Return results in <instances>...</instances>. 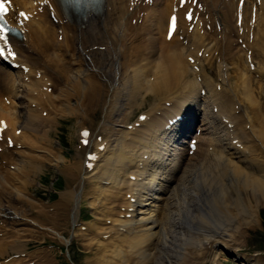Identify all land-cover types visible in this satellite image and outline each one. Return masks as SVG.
I'll return each mask as SVG.
<instances>
[{
  "label": "bare ground",
  "instance_id": "obj_1",
  "mask_svg": "<svg viewBox=\"0 0 264 264\" xmlns=\"http://www.w3.org/2000/svg\"><path fill=\"white\" fill-rule=\"evenodd\" d=\"M9 1L5 18L23 36L22 39L8 38L7 53L9 49L14 53L9 58L14 67L0 61V121L6 125L0 132V222L13 234L5 244L6 250H14L17 258L22 257L25 254L20 248L21 243L29 242L30 233L43 238L41 231L63 244L70 242L53 228L39 225L25 214L17 213L16 208L5 200L7 195L13 196V200L26 198L19 186L22 189L27 186L22 171H30L32 159L40 158L41 162L55 166L62 163V158H52L44 148L40 147L37 154L32 155L24 146L40 122L39 104L33 96L41 86L38 74L42 66L35 49L43 46V20L52 25L49 16L56 19L55 30L63 37V43L73 48L77 46L78 53L87 54L81 45L91 37L102 38L108 44L111 26L117 30L119 43H140L145 50V57L136 55L135 67L126 68L120 81L116 52L111 54L113 77L110 79L103 70L93 67L88 71L71 69L79 81L82 98L94 99L101 92L102 85L87 79L90 74L98 73L108 85L107 94L115 102V106L104 103L109 107V115L99 128L104 136L93 143L91 157L95 158L90 162L93 164L87 169L83 167L89 176H85L84 170L77 189L71 191L67 187L62 193L66 198L72 197L70 219L73 225L77 219L80 190H83L86 179L94 183L96 190L88 203L90 209L94 207L102 212L119 210L113 219L101 218L108 226L99 229V236L109 243L98 248L96 258L99 264H184L187 257H197L203 246L220 244L231 247L230 242L237 233L259 224V210L264 207V133L261 140L255 135L250 142L239 138L232 119L224 114L220 101L213 95L209 78L201 77V69H194L197 61L201 66V60L194 59L195 66L186 61V56L202 48L207 54L218 52L221 61H225L226 52L218 50L217 46L226 40L233 46L230 47L233 52L242 53L243 48L239 47L246 44L257 48V54L261 53L264 47V0L259 3L244 0L242 7L238 6L240 0H186L183 6L179 4L180 0H98L95 4L80 0L85 10L81 18L67 17L59 0ZM254 7L257 13L252 24ZM191 10L193 20L187 22L185 15ZM20 12H25L28 19L20 17ZM239 12L242 19L238 28ZM173 15L177 17V25L170 39L167 36L168 22ZM229 19L234 20L230 31ZM133 20L135 24L131 25ZM208 25L211 30L206 29ZM214 25H219L221 30L215 33ZM123 33L129 35L123 38ZM231 34L237 36L236 40L230 37ZM218 36L222 37L220 43ZM250 36L253 37L251 41ZM158 40L165 48L162 53L157 49ZM86 63L92 66L90 60ZM198 77L202 79L200 82ZM133 87L137 91L143 87L145 95H153L164 102L161 103L163 107H152L151 112L137 121L135 128L130 127L133 131L128 132L127 122L135 108H139L129 100ZM202 89H206L204 97L200 94ZM174 91H178L176 95ZM18 92L23 93L17 96ZM1 96L24 100L28 105L19 110L21 107L13 102L14 107L10 109L2 103ZM20 118L24 120L19 123ZM22 123L23 126H18ZM196 123H200L197 129L200 135L196 139V150L190 153L186 139ZM18 129H21L20 135H16ZM84 131L87 129L79 132L81 140L85 139L81 135ZM88 133L86 139L90 143L93 135ZM204 133L218 134V137H202ZM5 139L13 141L12 149L8 148L7 141H3ZM203 140H206L208 149L202 147L200 150ZM178 145L181 148H176ZM211 147L217 148L220 163L217 171L223 181L221 178L220 181L213 177H209V181L203 178L193 184V190H189L192 181H188V177L194 170H185L179 179V191L166 197L169 184L175 181V173L181 170L187 156L198 153L210 156ZM2 162L5 167L1 166ZM200 166L201 173L206 174L204 166ZM193 175L192 178L196 172ZM105 192L109 193V198L104 197ZM187 196L190 202L185 201ZM207 220H212L213 225L208 223L203 227L202 222ZM218 220H221L220 226L215 224ZM243 264L251 263L245 260Z\"/></svg>",
  "mask_w": 264,
  "mask_h": 264
},
{
  "label": "rangeland",
  "instance_id": "obj_2",
  "mask_svg": "<svg viewBox=\"0 0 264 264\" xmlns=\"http://www.w3.org/2000/svg\"><path fill=\"white\" fill-rule=\"evenodd\" d=\"M256 2L259 3V0H256ZM254 8L253 11H255ZM256 13L252 15V24L256 19ZM48 19L52 25H49L48 20H43V46L35 49L42 66V68H39L40 72L38 74L41 78V86L33 96L39 104L40 122L37 123L38 126L35 128L33 136L29 140H25L24 146L29 148L28 151L32 155H36V151L40 150V147L44 148L52 158H62V163H56L55 166L41 162L40 158L35 161L32 159L30 171H27L28 169L22 171L27 186L24 189L21 188V185L19 186L26 198L13 200V196L5 195V200L16 208L17 213L25 214L30 220L36 221L39 225L41 223L46 227L53 228L64 238L69 239L70 243L69 245L63 244L44 231H41L43 238L30 233L29 242L21 243L22 246L20 247L24 250L23 254L25 255L17 258L18 255L14 254V250L9 252L5 248V244L13 238V234L8 229L5 230V224L1 221L0 264H30L35 262V264H99L96 258L99 254V247L109 243V240L99 236V229L108 226L104 225L101 218L113 219L117 217L119 210L115 208L112 211L104 210L102 212L94 207L90 209L88 203L96 190L93 186L94 183L86 179L83 190H80L81 198L76 213L77 219L73 225L70 219L73 206L72 197L66 198L62 193L67 187L71 191L77 189L80 175L82 176V173L91 162L89 157L94 149V141L104 136V133L101 134L99 129L102 128L103 119L109 115V107L104 106V103L105 101L106 103L110 102L111 105L115 106V102L107 94L108 85L98 73L90 74L87 79L102 85L101 92L94 99L92 97L82 98L79 81L72 75L73 71L71 69L88 71L90 67H93L97 70H103L110 79L113 77L111 54L114 55L116 52L115 55H118L119 62L117 76L120 81L126 68L135 67L133 60L136 55L140 54L145 57L143 54L145 50L140 43L131 45L119 43L116 37L117 30L114 26H111L108 31L109 43L106 44L102 38L91 37L81 45L84 52L87 53L84 55L78 53L77 46L73 48L65 45L63 37L56 33V20L51 16ZM114 19L112 20L115 23ZM134 24L135 21L133 20L131 25ZM233 26L234 20L229 19L228 30L230 31ZM189 29H191V32L192 26ZM206 29L211 30V26L208 25ZM213 30L217 33L221 29L219 25L216 27L214 25ZM128 35L123 33L122 37ZM234 35L229 36L236 40L237 36ZM251 38L253 37L250 36V41ZM221 39L222 37L218 36L217 41L220 43ZM157 46L161 53L165 51L160 40H158ZM217 47L218 50L222 49L226 52L225 61H221L218 52L207 54L202 48H197L190 56H186L188 57L186 61L195 65L194 59L201 60V66L197 61V66L195 65L194 69L197 71L201 69V77L209 78L210 83L208 84L212 86L213 95L220 101L224 114L232 119V125L239 138L250 142L252 135H255L261 140L264 133V47L259 54L256 53L257 48L255 49L254 46L249 47L246 44L239 47L243 48L242 53L240 51L233 52L230 49L233 46L228 40ZM79 55L80 58H78ZM86 60H90L92 66L88 65ZM201 77H198V82L202 80ZM136 89V87L130 89L129 100L132 105L139 108H135L133 116L127 122L129 129L126 130L128 132L133 131L130 127L135 128L134 126L138 124L137 121L144 117L148 111L151 112L152 107H161V103L164 102L153 95H145L143 87L140 91ZM20 90L22 91V89ZM205 90L202 89V97H204ZM23 92H18L17 96ZM177 92L174 91V94L176 95ZM6 96H1L2 103L10 109L14 107L13 102L21 107L19 110H23V107L28 105L27 101L6 99ZM23 120L24 118H20L18 121L20 123ZM18 126H23V123ZM198 126V123L195 124L196 129H198ZM81 129H87L92 133L90 143L85 144L84 141L80 140L79 132ZM20 132L21 129H18L16 135H20ZM193 133L191 132L186 140L187 142L198 139L197 136L200 135V132L198 134ZM205 134L202 137H218V134L213 136ZM3 141H7L9 149L13 148L12 140L5 139ZM30 145H33V147ZM202 147L208 149L206 140H203L200 150ZM176 148L179 149L181 146L178 145ZM213 148L214 150H212ZM215 150H217L215 147L209 148L210 156H204L202 153H198L196 156L188 155L181 170L175 173V181L169 184V191L166 192L165 196H172V193L179 191V179L184 176L185 170L196 172L194 178H192L194 172L188 177V181H192V186L188 187L189 190H193V184L203 178L209 181V177H213L215 180L220 181L222 178L217 171L220 163L218 152ZM2 163L1 166H6L4 162ZM200 165L204 166L206 174L201 173L202 167ZM85 176H89V173L86 172ZM14 184L16 185V183ZM178 193L180 194V192ZM104 194L105 198H109V193L105 192ZM185 201L190 202L188 196L185 197ZM219 209L222 212L223 206L221 205ZM216 219L217 217L214 221ZM208 223L213 225L212 220H207V222H202V226L205 227L209 225ZM215 224L220 226L221 220H218ZM30 237L33 238L30 239ZM171 237L170 242H172ZM234 237L233 242H230L232 243L231 247L225 248L220 244L203 246L197 257H187L184 264H243L245 260H250L251 264L254 262L264 264V207L259 210V224L255 228L241 230ZM91 239L94 240L89 243ZM164 256L166 257L167 254L165 253Z\"/></svg>",
  "mask_w": 264,
  "mask_h": 264
},
{
  "label": "snow or ice",
  "instance_id": "obj_3",
  "mask_svg": "<svg viewBox=\"0 0 264 264\" xmlns=\"http://www.w3.org/2000/svg\"><path fill=\"white\" fill-rule=\"evenodd\" d=\"M185 2V0H181V4H183ZM244 0H241V3H243ZM7 13V8L5 7V0H0V44H2L3 46H7L8 45V32L10 31V26L8 25V21L5 19V15ZM20 17H22L23 19L27 20L28 16L25 12H20L19 13ZM189 21H191L193 19V15L191 12H189L187 14L186 17ZM176 25H177V17L175 15H173L171 17V21H170V29H169V38L171 39L172 33L175 31L176 29ZM0 46V55L3 54L4 52V47ZM9 55H14V53H12L9 49ZM6 127V125L4 124L3 121H0V132H2L4 130V128ZM82 135L85 137L84 143L87 144V136L89 135V133L87 131L83 132ZM92 159H94L95 157H91Z\"/></svg>",
  "mask_w": 264,
  "mask_h": 264
}]
</instances>
